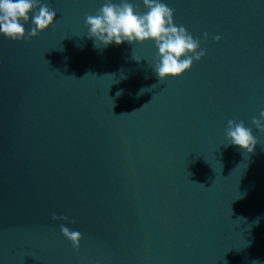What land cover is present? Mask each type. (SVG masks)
Masks as SVG:
<instances>
[{
	"label": "water",
	"instance_id": "1",
	"mask_svg": "<svg viewBox=\"0 0 264 264\" xmlns=\"http://www.w3.org/2000/svg\"><path fill=\"white\" fill-rule=\"evenodd\" d=\"M40 2L37 37L0 33V264H264V0H161L206 50L162 81L154 40L94 47L106 0Z\"/></svg>",
	"mask_w": 264,
	"mask_h": 264
},
{
	"label": "clouds",
	"instance_id": "2",
	"mask_svg": "<svg viewBox=\"0 0 264 264\" xmlns=\"http://www.w3.org/2000/svg\"><path fill=\"white\" fill-rule=\"evenodd\" d=\"M143 4L147 11L138 13L136 6L129 0H120L119 3L106 0L96 15L86 16L87 36L93 39L94 47L97 48L99 44L106 47L113 43L118 46L124 42L133 44L154 40L158 48L154 72L159 81L168 76H179L190 69L194 61H199L206 50L200 48L199 38L194 39L184 26L174 24V9L161 0H143ZM56 14L54 9L40 0H0V33L13 41L30 40L52 25ZM30 19L34 27L26 34L24 25ZM207 37L208 33H204V38ZM214 39L219 41L221 37L217 35ZM132 58L140 61L138 57ZM252 124L264 133V110L260 112L259 118H252ZM225 136L229 141L227 145L238 146L247 153H252L258 144L252 129L245 127L243 120L237 122L229 119ZM52 218L68 220L66 216L58 217L55 214ZM60 228L63 236L78 249L82 234L63 224Z\"/></svg>",
	"mask_w": 264,
	"mask_h": 264
}]
</instances>
